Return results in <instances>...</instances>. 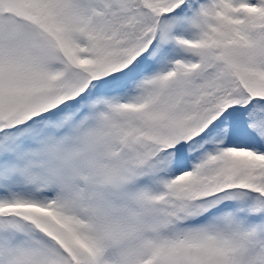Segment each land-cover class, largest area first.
<instances>
[{
    "label": "snow or ice",
    "instance_id": "1",
    "mask_svg": "<svg viewBox=\"0 0 264 264\" xmlns=\"http://www.w3.org/2000/svg\"><path fill=\"white\" fill-rule=\"evenodd\" d=\"M0 264H264V0H0Z\"/></svg>",
    "mask_w": 264,
    "mask_h": 264
}]
</instances>
